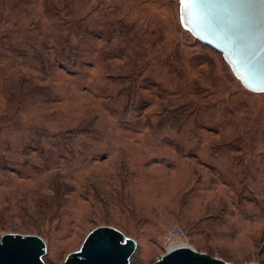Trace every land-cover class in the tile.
<instances>
[{
  "label": "rangeland",
  "instance_id": "374dc122",
  "mask_svg": "<svg viewBox=\"0 0 264 264\" xmlns=\"http://www.w3.org/2000/svg\"><path fill=\"white\" fill-rule=\"evenodd\" d=\"M101 225L131 264L179 245L264 264V92L179 0H0V241L40 235L65 264Z\"/></svg>",
  "mask_w": 264,
  "mask_h": 264
},
{
  "label": "water",
  "instance_id": "95a60500",
  "mask_svg": "<svg viewBox=\"0 0 264 264\" xmlns=\"http://www.w3.org/2000/svg\"><path fill=\"white\" fill-rule=\"evenodd\" d=\"M180 1V0H179ZM185 30L220 52L248 90L264 92V0H202L180 3ZM137 241L120 229L101 225L91 230L65 264H131ZM46 240L37 234L6 232L0 241V264H46ZM154 264H230L205 252L179 245ZM253 264V263H252Z\"/></svg>",
  "mask_w": 264,
  "mask_h": 264
},
{
  "label": "snow or ice",
  "instance_id": "6c2138e0",
  "mask_svg": "<svg viewBox=\"0 0 264 264\" xmlns=\"http://www.w3.org/2000/svg\"><path fill=\"white\" fill-rule=\"evenodd\" d=\"M194 3V4H198V3H201L202 0H180V3L185 7L187 8L189 6V3Z\"/></svg>",
  "mask_w": 264,
  "mask_h": 264
},
{
  "label": "built area",
  "instance_id": "2783aa9c",
  "mask_svg": "<svg viewBox=\"0 0 264 264\" xmlns=\"http://www.w3.org/2000/svg\"><path fill=\"white\" fill-rule=\"evenodd\" d=\"M181 234L180 230L175 231V235Z\"/></svg>",
  "mask_w": 264,
  "mask_h": 264
}]
</instances>
